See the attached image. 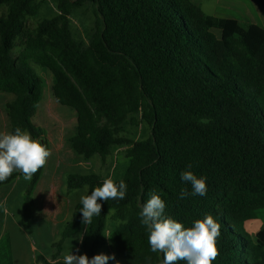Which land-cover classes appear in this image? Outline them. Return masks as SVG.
Returning <instances> with one entry per match:
<instances>
[{"label":"trees","instance_id":"trees-1","mask_svg":"<svg viewBox=\"0 0 264 264\" xmlns=\"http://www.w3.org/2000/svg\"><path fill=\"white\" fill-rule=\"evenodd\" d=\"M55 1L59 13L35 24L45 0H0V94L12 96L5 107L10 133L20 127L50 150L45 129L34 122L45 98L38 66L53 77L55 101L76 114L68 141L76 154L106 162L115 147L129 146V165L114 182L126 183V196L97 201L102 211L79 255L101 254L112 220L110 240L123 264H161L139 217L155 190L165 215L185 228L208 214L221 225L212 264H264V229L253 236L246 228L264 210V29L208 15L194 0H91L97 19L85 44L74 37L71 15L88 0ZM135 114L151 128L146 140L124 136ZM45 166L25 191L26 221ZM186 170L206 177L205 196L179 198L181 189L192 191L181 180ZM19 177L14 172L0 189ZM103 182L96 173H71L66 188L87 186L90 195ZM81 208L78 202L62 226L51 259L38 255L33 264H64L58 259L66 241L85 228Z\"/></svg>","mask_w":264,"mask_h":264},{"label":"rangeland","instance_id":"rangeland-1","mask_svg":"<svg viewBox=\"0 0 264 264\" xmlns=\"http://www.w3.org/2000/svg\"><path fill=\"white\" fill-rule=\"evenodd\" d=\"M195 1H200V3H202V9L206 14L211 16L216 14L215 8L217 6V0ZM58 13L56 1L45 0L39 16L32 21L36 24L44 19L53 18ZM1 14L2 10H0V15ZM96 17L95 4L91 0H88L82 8L73 11V14L71 15V24L74 37L77 41L84 42L85 44L89 43L95 28ZM217 35L220 39L223 36L222 32H217ZM33 68L38 75H43L46 81L45 98L34 122L45 129L46 134L44 138L50 144L51 155L47 159L44 174L36 187L34 193L35 206L33 207L32 212L33 216L35 213V215L42 221H44L46 217H50L49 215H51L57 222L62 221V224L60 225V233L58 235L52 236L51 233H48L52 239L51 242L55 243L61 239L62 226L71 220L75 206L80 202V197L88 194V188L86 187L68 193L66 188L67 176L71 173L82 175L96 173L101 175L103 180L112 179L113 182H115L124 175L129 165V159H127L125 154L129 146L115 147L107 157L106 162H103L98 155L90 160H85L83 157L76 154L71 149L68 142L76 133V114L71 109L58 104L53 98L51 92L53 77L50 72L42 71L43 69L38 66H34ZM11 100L12 96L0 94V134L10 133L9 119L5 107ZM135 117L138 122L137 125L133 124L132 118ZM127 122L124 133V136L127 138L134 141H143L150 137L151 128L141 120L140 114H135L130 117ZM17 182H19L18 186L13 189H16L14 193L19 195V197L15 196L18 199L16 202L21 203V197L23 194H20L18 191H23L26 181L21 178L20 181ZM36 201L39 203L37 207ZM43 210H48V213H45L47 214L45 217L42 216ZM114 227L115 223L112 220H109L106 230L107 236L110 237ZM246 228L253 236H256L262 229H264V210L258 211L257 218L249 221L246 224ZM78 238L79 237H77V239L66 241L68 244H73L71 250H76L78 247L80 248V241ZM45 240L46 238L44 239V242ZM107 241L108 244L101 253L107 255L114 253L116 260L120 261V264H123L115 253L114 244L109 239H107ZM108 264H116V261L110 260L108 261Z\"/></svg>","mask_w":264,"mask_h":264},{"label":"clouds","instance_id":"clouds-1","mask_svg":"<svg viewBox=\"0 0 264 264\" xmlns=\"http://www.w3.org/2000/svg\"><path fill=\"white\" fill-rule=\"evenodd\" d=\"M50 155L46 145L34 140L27 130L20 127H16L14 133L0 134V182H5L15 170H19L26 180H30L33 174L45 166ZM191 167L189 164L188 168ZM181 180L189 183L192 191L189 193L187 189H181L180 199L189 195H206V177H197L192 171L186 170L181 173ZM126 192L127 185L123 180L116 184L112 179H106L90 195L80 197L81 224L85 226L84 231L79 233L80 243H83L93 218L101 214L102 204L97 201L123 200ZM148 195L149 199L142 205L139 217L141 224L147 229L151 251L163 254L161 264H176L177 261H184L186 264H212L219 255L217 238L221 235V225L214 217L208 214L203 219L195 220L192 227L185 228L181 222L165 215L166 202L155 190ZM75 252L78 253L79 249ZM110 260L120 264L114 253H101L89 258L87 254L78 255L71 250L64 256V264H108Z\"/></svg>","mask_w":264,"mask_h":264},{"label":"crops","instance_id":"crops-1","mask_svg":"<svg viewBox=\"0 0 264 264\" xmlns=\"http://www.w3.org/2000/svg\"><path fill=\"white\" fill-rule=\"evenodd\" d=\"M196 3L202 7L200 1ZM215 12V17L235 19L264 29L262 0H217ZM15 172H19V170ZM21 178L25 179L19 177L12 184L0 189V264H33L38 255H44L47 259H51L54 250L52 239L48 233H51L52 236L58 235L61 229L62 221H55L51 215L42 221L34 213L33 218L26 221L24 196L30 180L25 179L26 185L23 191H18L23 194L21 203L16 202L18 200L16 197L19 195L15 194L16 189H13L18 186L19 182L17 181H20ZM36 203L37 207L39 203L38 201ZM47 211L43 210V217L47 216L45 214L48 213ZM45 238L47 241L44 242ZM72 247L73 244L66 242L65 249L58 260H64V256L70 253ZM72 251L79 255V252L75 253V249Z\"/></svg>","mask_w":264,"mask_h":264}]
</instances>
